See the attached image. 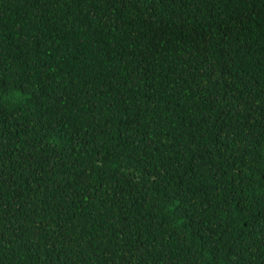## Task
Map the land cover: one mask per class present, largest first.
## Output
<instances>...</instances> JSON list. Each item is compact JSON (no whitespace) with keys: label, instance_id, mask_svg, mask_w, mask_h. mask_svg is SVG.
<instances>
[{"label":"trees","instance_id":"1","mask_svg":"<svg viewBox=\"0 0 264 264\" xmlns=\"http://www.w3.org/2000/svg\"><path fill=\"white\" fill-rule=\"evenodd\" d=\"M0 264H264V0H0Z\"/></svg>","mask_w":264,"mask_h":264}]
</instances>
